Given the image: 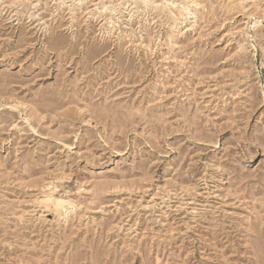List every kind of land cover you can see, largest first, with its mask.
<instances>
[{"label":"rangeland","instance_id":"374dc122","mask_svg":"<svg viewBox=\"0 0 264 264\" xmlns=\"http://www.w3.org/2000/svg\"><path fill=\"white\" fill-rule=\"evenodd\" d=\"M143 1L0 0V264H264V0Z\"/></svg>","mask_w":264,"mask_h":264},{"label":"bare ground","instance_id":"6f19581e","mask_svg":"<svg viewBox=\"0 0 264 264\" xmlns=\"http://www.w3.org/2000/svg\"><path fill=\"white\" fill-rule=\"evenodd\" d=\"M144 1H145V4H146L147 1H146V0H144ZM144 1H143V2H144ZM147 3H148V2H147ZM149 3H151V2H149Z\"/></svg>","mask_w":264,"mask_h":264}]
</instances>
